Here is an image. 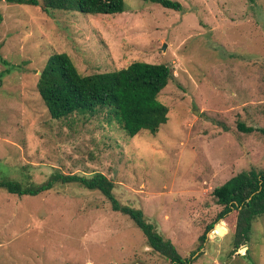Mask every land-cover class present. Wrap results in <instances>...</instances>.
Returning <instances> with one entry per match:
<instances>
[{
	"label": "rangeland",
	"instance_id": "obj_1",
	"mask_svg": "<svg viewBox=\"0 0 264 264\" xmlns=\"http://www.w3.org/2000/svg\"><path fill=\"white\" fill-rule=\"evenodd\" d=\"M173 1L184 10L125 0L122 14L85 15L0 0V52L9 63L0 60V74L11 69L0 81V181L102 173L181 256L194 253L193 264H264V215L239 248L234 223L208 230L223 210L214 189L264 170V0ZM56 53L83 75L137 61L170 66L174 77L159 96L168 122L130 138L109 108L53 119L37 84ZM122 263L169 261L101 193L78 184L38 196L0 188V264Z\"/></svg>",
	"mask_w": 264,
	"mask_h": 264
},
{
	"label": "trees",
	"instance_id": "obj_2",
	"mask_svg": "<svg viewBox=\"0 0 264 264\" xmlns=\"http://www.w3.org/2000/svg\"><path fill=\"white\" fill-rule=\"evenodd\" d=\"M9 4L40 7L43 12L67 11L85 15H116L126 11L125 0H4ZM158 4L165 9L183 11L182 4L173 0H143ZM3 16L0 12V23ZM1 49V44H0ZM0 60H4L0 52ZM0 74V81L10 73ZM174 77L166 64L137 61L128 67L112 71L83 75L71 57L56 53L46 62L40 72L38 92L53 119H64L74 114L94 116L98 109L109 108L130 138L146 130L156 134L169 120V108L159 100L161 92ZM242 131L251 133L255 128L240 125ZM57 184H78L90 191L101 193L116 212L128 216L144 233L148 246L169 261L168 264H193L191 254L181 256L171 240L166 239L158 228L150 223L143 210L122 204L114 193V183L102 173L92 176L55 174L42 184L26 186L16 180L0 181V188L18 196H38L51 191ZM213 196L223 210L217 215L215 224L225 220L235 224V248L248 244L254 222L264 215V170L252 168L242 171L222 186L214 189ZM234 221V222H233ZM224 231L225 228L220 226ZM207 233L201 238L205 242ZM126 264V263H122Z\"/></svg>",
	"mask_w": 264,
	"mask_h": 264
},
{
	"label": "water",
	"instance_id": "obj_3",
	"mask_svg": "<svg viewBox=\"0 0 264 264\" xmlns=\"http://www.w3.org/2000/svg\"><path fill=\"white\" fill-rule=\"evenodd\" d=\"M173 79V77H171V80Z\"/></svg>",
	"mask_w": 264,
	"mask_h": 264
}]
</instances>
